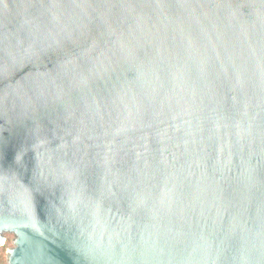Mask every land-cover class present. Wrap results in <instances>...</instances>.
Wrapping results in <instances>:
<instances>
[{"label":"water","instance_id":"obj_1","mask_svg":"<svg viewBox=\"0 0 264 264\" xmlns=\"http://www.w3.org/2000/svg\"><path fill=\"white\" fill-rule=\"evenodd\" d=\"M8 264H264V0H0Z\"/></svg>","mask_w":264,"mask_h":264},{"label":"trees","instance_id":"obj_2","mask_svg":"<svg viewBox=\"0 0 264 264\" xmlns=\"http://www.w3.org/2000/svg\"><path fill=\"white\" fill-rule=\"evenodd\" d=\"M5 236L6 242L4 245L0 246V264H8L6 250L12 245V234H5Z\"/></svg>","mask_w":264,"mask_h":264},{"label":"rangeland","instance_id":"obj_3","mask_svg":"<svg viewBox=\"0 0 264 264\" xmlns=\"http://www.w3.org/2000/svg\"><path fill=\"white\" fill-rule=\"evenodd\" d=\"M12 238H13V235H12ZM5 242H6V236H5V241H4V244H5ZM4 244H3V245H4Z\"/></svg>","mask_w":264,"mask_h":264}]
</instances>
